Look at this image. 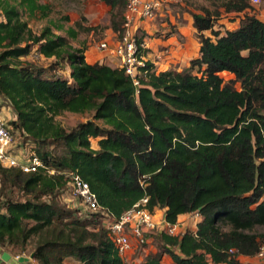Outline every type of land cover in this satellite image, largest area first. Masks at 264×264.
<instances>
[{"label":"trees","instance_id":"trees-1","mask_svg":"<svg viewBox=\"0 0 264 264\" xmlns=\"http://www.w3.org/2000/svg\"><path fill=\"white\" fill-rule=\"evenodd\" d=\"M100 1L120 33L126 0ZM213 1V11L191 12L198 56L182 71L147 61L136 94L122 69L88 62L87 48L71 45L74 27L32 31L24 16L46 18L47 4L0 0V97L22 146L43 163L32 172L0 163L1 252L29 246L38 264H125L99 218L60 201L77 173L116 217L145 196L170 225L199 214L195 230L156 234L161 244L140 264H162L164 254L174 264H250L241 257L264 242L252 232L264 227V21L250 0ZM220 7L244 13L237 28L215 29ZM32 52L49 68L21 59ZM64 65L66 75L50 72ZM64 112L92 115L67 131L56 121Z\"/></svg>","mask_w":264,"mask_h":264},{"label":"built area","instance_id":"built-area-1","mask_svg":"<svg viewBox=\"0 0 264 264\" xmlns=\"http://www.w3.org/2000/svg\"><path fill=\"white\" fill-rule=\"evenodd\" d=\"M163 0H126L123 13V21L120 33L114 32L113 39H102L96 45L97 50L105 56L114 58L115 67L122 69L131 78L136 94L140 86L141 77L146 73V62L148 58L147 45L144 40H140L144 35V24L153 20L155 11L161 8ZM258 3L260 0H250ZM153 64L154 61H150ZM156 70V69H155ZM15 118V117H11ZM0 163L6 167H19L23 172L36 171L43 167V163L38 155L33 151H28L25 146L16 144L14 131L5 121L4 115L0 112ZM48 174H53V169L47 170ZM69 185L74 197L76 215L82 218L96 216L102 222L107 233L112 240L117 254L125 264L132 263V256L139 252H147V245L153 235L165 232L169 235H178L176 225H170L164 218V211L148 207L149 196H145L136 202L129 210L119 217L111 214L102 207L96 194L90 189L89 184L77 173L69 176ZM196 223L199 214L188 213ZM231 252L235 250L230 249ZM0 251V260H1ZM21 255L15 256V259ZM241 259H244L241 257ZM250 259V264H264V242L259 246L256 255ZM2 261V260H1ZM162 264H166L161 259ZM249 263V262H248Z\"/></svg>","mask_w":264,"mask_h":264},{"label":"rangeland","instance_id":"rangeland-1","mask_svg":"<svg viewBox=\"0 0 264 264\" xmlns=\"http://www.w3.org/2000/svg\"><path fill=\"white\" fill-rule=\"evenodd\" d=\"M13 1V0H10ZM42 4H47L50 8L49 15L46 18H40V17H29L27 15L24 16V19L28 22L29 27L34 31L35 33H39L42 28L46 25H62L63 30H56L54 28L55 33H65L66 29L68 27H74L76 30H78V35L75 39L70 40L71 45L75 48L80 47H86L87 50L85 51V56L89 61H99L97 59L96 53H99V51L96 49V45L99 41L104 39L108 33V23H109V16H108V7L101 2L100 0H39ZM215 1L213 0H163L161 3V7L164 10H167L168 12H165L164 14H160L159 21L160 23H164L163 28L170 29V24H173L175 26V23L178 21H182L184 14L189 13L193 9L196 11H201V7H206L213 11L215 9ZM157 11H155V14ZM264 15V0H260L258 3H252L250 1V14L252 15ZM219 18L215 21V29H221L224 27V22L226 19L228 20H240L244 17V13H236V12H225L224 8H219ZM226 18V19H225ZM225 19V20H223ZM152 22V21H150ZM76 23L81 24L82 28L85 29L87 27H95L96 29L93 31H85L83 29L78 28L76 26ZM232 27V26H230ZM173 32L177 33L176 37L178 40H180V33H178V29H172ZM161 30H158V32ZM154 34H158L154 32ZM206 34H210L207 32ZM153 35V33H152ZM150 35V36H152ZM146 34L143 35V40L145 39ZM148 51V50H147ZM149 61H154V69L156 71L166 70V69H174L177 71H182L186 67L189 66V62L185 65V62H177V63H167L166 57H157L152 54L148 55ZM23 61H31L39 66L49 68V65L52 63L51 59H44L35 52H32L29 56L21 58ZM190 61V60H189ZM50 72L60 74V75H66L68 73V70L66 68V65H64V68H56L55 71L51 70ZM225 76L229 77L228 73H224ZM237 87H239V84H236ZM0 111H2V115L5 117V121L9 123L11 117H13V110L9 106V103L6 102L1 98V106ZM92 113H85V114H74L69 112H64L61 115L56 117V121L65 129L70 130L73 127H75L78 123L86 121L88 118H91ZM101 123V122H100ZM14 136L16 139V144L19 146L22 145L23 139L20 136L19 132L14 131ZM96 140H92V143L94 144ZM27 148L29 144L26 145ZM26 148V149H27ZM7 194L12 195L16 199L23 200L24 199V193L21 191H12L8 190ZM5 196L0 191V201L4 199ZM60 201L64 203L67 207L73 208V201L74 197L70 190L67 192H64L60 197ZM75 209V208H74ZM226 229V228H225ZM186 230H195V222L192 218H182L179 220L177 231L179 234L185 232ZM252 232L254 233H262L264 232V227H256ZM161 244L160 240L158 239V236L155 234L153 235V238L151 239L150 243L147 245V252L142 254L139 252H136L132 256V263L129 264H140V262L144 259V257L152 252L151 249L154 251H157L159 245ZM30 247L27 246V249L24 253L19 251L18 248H14L12 250V255L14 256V259H12L11 262L7 264H21L17 259H15V256L17 254H21L23 257L30 258ZM244 262H251L250 259H242ZM27 264H38L37 262L33 261L32 259L28 260ZM5 264V263H1ZM65 264H71L70 261L65 260Z\"/></svg>","mask_w":264,"mask_h":264},{"label":"crops","instance_id":"crops-1","mask_svg":"<svg viewBox=\"0 0 264 264\" xmlns=\"http://www.w3.org/2000/svg\"><path fill=\"white\" fill-rule=\"evenodd\" d=\"M165 12H168L167 10H164L162 7L157 10V13L155 14V17L153 20L147 21L144 24V33L146 34V37L144 39L148 55L152 54L157 57H166L167 63H177V62H185V65L189 62L190 59L197 57L199 52V41L195 36V31L193 28V18L191 12H197L195 9L190 11L187 14H184L182 21H178L175 23V26L173 24H170V29L163 28L164 23H160L159 16L160 14H164ZM257 18L264 21V15L261 13L256 16ZM226 19V18H225ZM223 19V20H225ZM224 22L223 29H235L239 26L240 20H228L226 19ZM232 26V27H230ZM178 29V33H180V40L177 39L175 32H173L172 29ZM158 30H161L158 32ZM154 32L158 34H154ZM208 32V31H207ZM205 32V34L207 33ZM153 33V35H152ZM114 31L109 29L108 35L104 39H113ZM152 35V36H150ZM208 35V34H206ZM97 49V47H96ZM97 59H99L98 62L100 63H106L112 67H115L116 61L114 58L105 56L101 51L99 53H96ZM86 60L88 62H94L89 61L87 58ZM67 70L69 71V68L66 66ZM164 70V69H163ZM0 106H1V97H0ZM2 114V111H1ZM13 117H15V114L13 113ZM164 211V210H163ZM182 218H188L187 214H182L178 217V222L176 224V228L178 226L179 220ZM152 252H155L153 249H151ZM11 255V254H10ZM14 259V256L11 255V258L9 261L4 262L5 264L9 263ZM32 259V258H29ZM162 260L166 262V264H174L172 258L168 254H164L162 256ZM35 262V260H33ZM27 261L20 262L21 264H27Z\"/></svg>","mask_w":264,"mask_h":264},{"label":"water","instance_id":"water-1","mask_svg":"<svg viewBox=\"0 0 264 264\" xmlns=\"http://www.w3.org/2000/svg\"><path fill=\"white\" fill-rule=\"evenodd\" d=\"M33 253L30 255V258H33ZM10 258H11V255L7 252V251H3L2 253H1V260L2 261H4V262H7V261H9L10 260ZM27 260H29V258L28 257H23V256H21V257H19L18 258V261L19 262H24V261H27Z\"/></svg>","mask_w":264,"mask_h":264}]
</instances>
